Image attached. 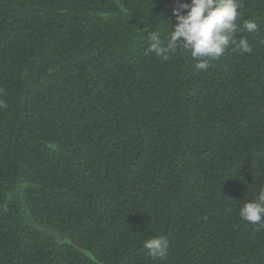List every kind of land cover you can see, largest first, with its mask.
I'll use <instances>...</instances> for the list:
<instances>
[{
  "label": "trees",
  "instance_id": "1",
  "mask_svg": "<svg viewBox=\"0 0 264 264\" xmlns=\"http://www.w3.org/2000/svg\"><path fill=\"white\" fill-rule=\"evenodd\" d=\"M241 3L252 51L197 71L147 52L176 0H0V264H264L239 216L264 188V0Z\"/></svg>",
  "mask_w": 264,
  "mask_h": 264
},
{
  "label": "clouds",
  "instance_id": "2",
  "mask_svg": "<svg viewBox=\"0 0 264 264\" xmlns=\"http://www.w3.org/2000/svg\"><path fill=\"white\" fill-rule=\"evenodd\" d=\"M240 7L241 0H176V6L172 8L176 23L168 38L162 41L153 36L147 52L166 61L183 47L196 61L194 68L197 71H207L210 62L219 60L230 45H234V50L238 49L241 54L250 53L252 49L247 39L236 40ZM243 27L249 33L259 31L255 20L245 22ZM3 106L0 104V107ZM239 216L254 226H264V188L259 190L255 199L240 206ZM143 246L148 256L164 260L169 241L159 235L146 239Z\"/></svg>",
  "mask_w": 264,
  "mask_h": 264
}]
</instances>
